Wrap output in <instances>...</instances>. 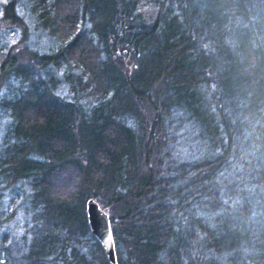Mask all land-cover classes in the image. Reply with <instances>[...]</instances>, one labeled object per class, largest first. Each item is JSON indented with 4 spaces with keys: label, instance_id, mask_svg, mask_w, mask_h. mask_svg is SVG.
Here are the masks:
<instances>
[{
    "label": "trees",
    "instance_id": "trees-1",
    "mask_svg": "<svg viewBox=\"0 0 264 264\" xmlns=\"http://www.w3.org/2000/svg\"><path fill=\"white\" fill-rule=\"evenodd\" d=\"M20 3L53 45H0V264H110L87 198L114 264H264V0H3L21 41Z\"/></svg>",
    "mask_w": 264,
    "mask_h": 264
},
{
    "label": "rangeland",
    "instance_id": "rangeland-1",
    "mask_svg": "<svg viewBox=\"0 0 264 264\" xmlns=\"http://www.w3.org/2000/svg\"><path fill=\"white\" fill-rule=\"evenodd\" d=\"M2 1L3 0H0V2ZM16 12L23 19L25 36H23V39L20 41L18 40L19 36L16 31H10L6 25H0V45H13L15 47L27 45L38 52H44L48 50L49 47H52V39L48 37L43 31L35 28L34 18L29 12L27 5H24L23 3L18 4L16 7ZM5 121L6 120L4 119V116L0 110V130L3 129ZM177 135L182 136L180 138V142L178 143V150L180 153L185 155H188V153L190 155L197 153L195 142H190L189 140L191 136L189 131L181 129ZM190 143L193 147H191ZM24 190L27 191V188L20 187L19 185H16L13 188L1 189V212L12 210L10 219L0 229V235L3 238L2 242L5 246H8L12 244L13 241L18 240L23 234L25 226L27 225L28 214L26 212V207L28 206V202L27 198L25 197Z\"/></svg>",
    "mask_w": 264,
    "mask_h": 264
},
{
    "label": "water",
    "instance_id": "water-1",
    "mask_svg": "<svg viewBox=\"0 0 264 264\" xmlns=\"http://www.w3.org/2000/svg\"><path fill=\"white\" fill-rule=\"evenodd\" d=\"M84 212L90 233L100 242L108 262L114 264L115 257L107 213L93 198L85 200Z\"/></svg>",
    "mask_w": 264,
    "mask_h": 264
}]
</instances>
